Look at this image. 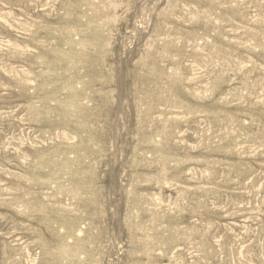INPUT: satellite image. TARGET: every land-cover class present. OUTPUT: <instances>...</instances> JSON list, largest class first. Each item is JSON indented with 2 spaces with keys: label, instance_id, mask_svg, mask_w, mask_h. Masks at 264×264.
Masks as SVG:
<instances>
[{
  "label": "rangeland",
  "instance_id": "rangeland-1",
  "mask_svg": "<svg viewBox=\"0 0 264 264\" xmlns=\"http://www.w3.org/2000/svg\"><path fill=\"white\" fill-rule=\"evenodd\" d=\"M0 264H264V0H0Z\"/></svg>",
  "mask_w": 264,
  "mask_h": 264
}]
</instances>
